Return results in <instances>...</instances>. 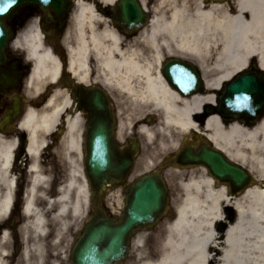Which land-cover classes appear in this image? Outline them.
Returning a JSON list of instances; mask_svg holds the SVG:
<instances>
[{
  "label": "bare ground",
  "instance_id": "1",
  "mask_svg": "<svg viewBox=\"0 0 264 264\" xmlns=\"http://www.w3.org/2000/svg\"><path fill=\"white\" fill-rule=\"evenodd\" d=\"M114 1H76L70 26L73 46L67 45L69 67L80 80L88 81L87 60L91 57L96 66L95 78L107 88L116 85L130 98L149 100L159 114L158 121L151 127L142 124L139 129L161 147L174 144L185 131L200 127L193 114L201 102L212 98L196 94L180 99L158 72L157 65L164 56L177 53L205 64V69L211 71L210 76L204 74L211 92L246 68L253 57L264 69V0H155L148 25L129 39L101 7L109 8ZM21 45L32 61L27 86L38 95L46 80L55 82L58 63L44 47L37 29L22 36ZM67 106L66 94L56 90L41 107H29L20 123L27 136L25 152L32 160V179L23 212L33 217L35 237L43 234L47 223L34 202L40 189L44 197L48 183V177L41 173L40 159L48 140L62 129L59 149L69 170L56 198L47 200L48 207L58 205L55 219L69 214L76 220L87 204L86 180L77 166L82 156V118L65 114ZM203 127L210 140L229 157L264 177V117L253 126H244L236 122L224 125L211 115ZM15 147V139L0 140V186L5 191L0 196V225L5 224L10 211L14 180L9 169ZM193 173L181 183L184 193L175 219L159 229L150 247L140 250L133 264H264V190L250 186L241 194L231 195L224 185L216 188L217 182L203 170L199 177ZM67 223L61 221V226ZM1 237L5 239L7 231H2Z\"/></svg>",
  "mask_w": 264,
  "mask_h": 264
},
{
  "label": "flooded vegetation",
  "instance_id": "2",
  "mask_svg": "<svg viewBox=\"0 0 264 264\" xmlns=\"http://www.w3.org/2000/svg\"><path fill=\"white\" fill-rule=\"evenodd\" d=\"M77 0H66L65 7L52 8L40 7L37 5L29 4L16 12V14L6 20V25L12 32V39L6 48V61L1 67L2 71L10 72L12 70H19L22 72V77L19 84L14 88H0V140L11 141L16 140L15 150L12 152V163L9 169V174L13 178V188L10 195V211L5 217V224L0 225V255L3 264H32L35 258L26 247V242L31 244L29 234L25 238L21 234H10V223L15 219L16 212H23L24 204L26 202L27 191L30 186L31 178L26 172L29 164L28 156L26 155L27 137L20 128L21 120L28 107V101L25 98L24 86L28 73L32 67V61L27 56L24 48L21 45L22 36L28 31L37 29L43 37V45L50 49L56 56L58 62V76L54 83L48 82L39 93L38 97L31 102L36 107H41L47 99L53 94L54 91H60L66 94L70 100L74 98V92L77 87H98L103 88L108 97L110 98L114 118H113V134L116 140L118 153L122 156H129L132 161V167L123 184L117 182L112 183L103 191L100 197L95 198L91 202V214L84 217L81 224V229L88 225L91 219L97 217L96 213L102 211L105 216L109 217L114 224L119 223L124 217L122 210L123 202L127 201L130 193V187L136 176L142 173H152L160 175L164 178L167 187V204L164 211L163 218H171V207H176L179 202L174 201V198H181V194L173 196L171 185L173 179L170 176L172 172L180 173L183 179H188L191 172L201 171L203 167H197L191 163L190 157L199 155L203 150L210 149L214 146L213 142L208 137L207 130L203 127L204 121L208 116L215 115L224 124L236 122L244 126H253L263 116L257 119H232L222 115L219 111L214 112L213 106L219 104L221 99V92H209L202 85L201 93L197 95L208 96L212 95L209 100L201 102L199 109L195 112L194 118L200 124L197 129H189L180 134L178 139L173 145H166L161 147L159 142L155 139L148 140L146 135L139 129L140 125L151 127L158 121V112L155 107L147 99L130 98L125 95L122 98H117L112 89L101 81L95 78L96 66L93 58H88V81H82L74 75L69 67V52L67 45L73 46L72 37L70 34V26L72 15L75 10V3ZM118 0L117 6H122ZM220 3H231L233 0H214ZM155 0H139L140 5L145 10L146 17L144 25L136 29H128L124 24H118L119 30L129 39L137 36L140 31L145 28L152 16V7H154ZM104 13L108 17H113L117 12L115 7L108 8L101 5ZM168 62L167 66H174L184 70L188 76L200 75L205 79L204 74L211 75L210 68L205 69V64L187 55H179L177 53L164 56L157 65L158 72L162 76L164 74V64ZM205 69V70H204ZM261 70L262 72H257ZM206 71V72H205ZM245 73L254 76L256 73L264 74V69L259 65L255 57L251 58L245 68ZM169 88L176 93L180 99H189L192 96H186L184 93L174 90L168 83ZM194 88L193 83L187 89ZM77 99V97H75ZM251 107L254 105H261L264 102V92L258 93L255 96H250L249 100ZM81 108V107H79ZM129 109H134V113H130ZM75 106L69 101L68 106L64 109V113L74 111ZM214 112V113H213ZM82 118L81 130L85 128V117L87 113L80 112ZM62 131L53 135L49 142V151L55 154L60 152L59 141ZM161 147V148H160ZM55 167V168H54ZM58 165L55 163L43 165L44 168H52L55 173ZM204 171V170H203ZM51 179V178H50ZM53 179V178H52ZM181 181H179L180 183ZM221 184L215 183V187ZM4 189L0 186V196L4 193ZM42 189L38 191V198L35 203L43 202L39 197L42 194ZM45 193V192H44ZM242 191L236 192L241 194ZM52 196V191H49ZM118 200V202H117ZM24 213V212H23ZM17 214V213H16ZM162 218V219H163ZM8 228V229H7ZM7 231V237L2 239V231ZM139 232V231H138ZM138 232H134L131 240ZM9 233V234H8ZM80 234L71 236V243L68 248V261L71 263V252ZM34 237V234L31 235ZM8 243V249H5L4 243ZM129 242V245H130ZM26 253L29 256L26 257Z\"/></svg>",
  "mask_w": 264,
  "mask_h": 264
},
{
  "label": "water",
  "instance_id": "3",
  "mask_svg": "<svg viewBox=\"0 0 264 264\" xmlns=\"http://www.w3.org/2000/svg\"><path fill=\"white\" fill-rule=\"evenodd\" d=\"M63 2L65 0H15V2L0 0V9H3L0 11V66L5 61L4 50L12 37L4 22L27 4L58 8L63 5ZM120 14L121 22L128 27L136 26L144 17L137 1L134 0H125L120 8ZM166 71L169 81H172L178 89H185L190 78L177 76L183 73L180 68L168 66ZM18 79L19 74L16 71L9 73L0 71V87H14ZM258 89H264V76L256 79L237 73L232 80L226 82L219 110L229 117L240 115L250 117L249 108L247 107V110L245 108V99ZM79 97L82 106L90 114L84 144L85 174L90 187L99 192L107 183L113 180L121 181L128 172L131 161L129 158H121L115 150L112 115L106 95L93 89L81 91ZM192 160L197 163L201 161L208 168L211 176L219 181L227 182L234 190L242 189L253 182L245 169L228 160L218 150L206 151L200 158H192ZM262 188L264 189V186ZM164 205L165 188L162 180L154 175L140 177L133 184L128 203L124 206L126 213L124 220L118 225H113L104 218L86 227L73 252V263L116 264L122 261L126 254V243L130 233L136 228L152 225L158 221Z\"/></svg>",
  "mask_w": 264,
  "mask_h": 264
},
{
  "label": "rangeland",
  "instance_id": "4",
  "mask_svg": "<svg viewBox=\"0 0 264 264\" xmlns=\"http://www.w3.org/2000/svg\"><path fill=\"white\" fill-rule=\"evenodd\" d=\"M155 4V3H154ZM115 95H117V98H122L126 93L115 85V87L112 88ZM25 91L27 94V98L30 102H32L33 97L35 96L36 92L33 91V89L29 86L25 87ZM31 106V103H30ZM33 107V106H31ZM130 113H134V109H129ZM74 155V154H73ZM75 157V155L73 156ZM30 162L31 159L29 158ZM41 164H52L56 163L58 165V169L55 170L56 172L53 173V177L55 179V186L57 187V183H63L67 180L68 170H69V164L67 160L64 157L63 151L60 150L59 154H55L52 151H49L48 148L44 150V157L41 156ZM250 162V159H249ZM77 166L81 168L82 173L84 175V169H83V156H81V160H77ZM246 166V165H245ZM247 167V166H246ZM55 168V167H54ZM42 170V169H41ZM49 171V169H47ZM51 171V169H50ZM49 171V172H50ZM27 172V170H26ZM46 172V170H45ZM28 173V172H27ZM252 174L257 178L261 179L264 177H259L258 172L254 171ZM200 173L196 174V177H199ZM173 179V184L171 185V188L173 187L172 194L175 196L176 194H181L183 192V189L181 185L179 184V181L185 180L182 179V175L179 173L172 172L170 175ZM78 182H81V178H78ZM55 187V188H56ZM59 192L55 189L53 198H56L57 194ZM43 202L36 203V207L40 210V212H43V217L47 220L46 225L44 226V231L42 235H38V237H31L32 234V220L33 217L25 215L23 212H16L14 214V220L10 223V234H21L23 238H25L26 234H29V239L31 241V244H28L26 242L27 249L31 252L32 256L35 258L34 262L32 264H70L68 261V248L71 243V236L74 234H78L80 232V226L82 224V219H84V216H86L89 213V203L86 204L83 213L75 220L71 217V215H67L64 219H55L53 218L54 211L57 210L58 205L54 204L51 208L48 207V194H45L44 197H40ZM174 201L180 202V198H174ZM118 202V200H117ZM175 207H171V219H162L154 228H151L149 230H141L139 231L136 236L132 239L130 244V249L128 252V256L126 260L122 264H133L135 262V259L137 257V254L140 250L147 249L150 247L154 236L157 234L159 229L161 227H164L167 224H170L175 216L176 212L174 211ZM61 221H67L65 227L61 226ZM8 229V228H7ZM9 234V233H8ZM37 234V233H36ZM8 243L9 240H7L6 243H4V248L8 249ZM38 246V248L36 247Z\"/></svg>",
  "mask_w": 264,
  "mask_h": 264
},
{
  "label": "snow or ice",
  "instance_id": "5",
  "mask_svg": "<svg viewBox=\"0 0 264 264\" xmlns=\"http://www.w3.org/2000/svg\"><path fill=\"white\" fill-rule=\"evenodd\" d=\"M13 2H15V0H13ZM0 11H3V9H0Z\"/></svg>",
  "mask_w": 264,
  "mask_h": 264
}]
</instances>
